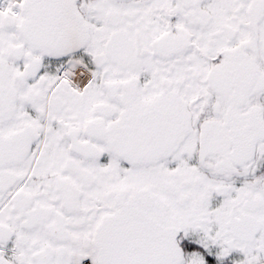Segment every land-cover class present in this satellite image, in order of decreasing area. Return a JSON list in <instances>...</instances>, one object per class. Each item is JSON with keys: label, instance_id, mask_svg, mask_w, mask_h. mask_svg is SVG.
<instances>
[{"label": "snow or ice", "instance_id": "1", "mask_svg": "<svg viewBox=\"0 0 264 264\" xmlns=\"http://www.w3.org/2000/svg\"><path fill=\"white\" fill-rule=\"evenodd\" d=\"M0 264H264V0H0Z\"/></svg>", "mask_w": 264, "mask_h": 264}]
</instances>
